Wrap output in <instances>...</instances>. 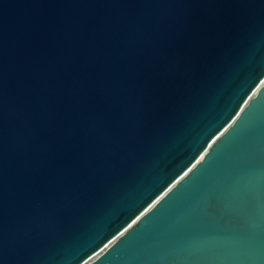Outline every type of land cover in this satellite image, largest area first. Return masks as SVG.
I'll use <instances>...</instances> for the list:
<instances>
[{
    "label": "water",
    "instance_id": "95a60500",
    "mask_svg": "<svg viewBox=\"0 0 264 264\" xmlns=\"http://www.w3.org/2000/svg\"><path fill=\"white\" fill-rule=\"evenodd\" d=\"M0 264H264V0H0Z\"/></svg>",
    "mask_w": 264,
    "mask_h": 264
}]
</instances>
